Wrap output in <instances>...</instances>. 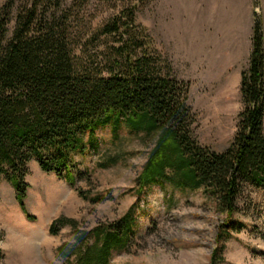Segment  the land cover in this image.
Segmentation results:
<instances>
[{
    "label": "rangeland",
    "instance_id": "obj_1",
    "mask_svg": "<svg viewBox=\"0 0 264 264\" xmlns=\"http://www.w3.org/2000/svg\"><path fill=\"white\" fill-rule=\"evenodd\" d=\"M33 1H15L8 37L18 8L24 2L30 8ZM71 1L62 0L60 11L67 7L73 18V55L81 65L109 76L120 39L136 41L134 57L147 55L161 75L188 84L196 141L218 154L230 147L244 109L241 73L251 55L243 30L237 37L200 30L197 0H148L144 5L90 0L82 8L70 7ZM7 2L0 0V18ZM252 2L264 22V0ZM115 20L119 34L100 36L99 30ZM155 140L156 134L125 129L114 140L110 127L97 130L94 140L87 134L85 150L72 156L74 185L65 176L43 172L32 160L25 204L34 221L23 213L13 186L3 181L0 264H76L81 247L84 253L101 244V230L113 229L129 213L132 239L125 250L111 252L109 264H212L227 216L203 188L181 191L158 184L138 193V176ZM59 219L58 232L52 234L50 226ZM232 222L235 229L223 240L216 264H264V186L244 184Z\"/></svg>",
    "mask_w": 264,
    "mask_h": 264
},
{
    "label": "trees",
    "instance_id": "obj_2",
    "mask_svg": "<svg viewBox=\"0 0 264 264\" xmlns=\"http://www.w3.org/2000/svg\"><path fill=\"white\" fill-rule=\"evenodd\" d=\"M15 1L7 2L0 18V185L7 181L13 186L23 213L34 221L25 204L32 160L43 172L65 176L74 185L72 156L85 150L87 134L94 140L96 131L104 127H110L114 140L124 129L156 134L155 145L138 176V193L158 184L181 191L203 188L227 216L212 255V264H216L223 240L235 229L232 219L244 184L264 186L262 17L255 13L249 67L241 73L244 109L239 114L238 129L230 147L218 154L194 138L188 84L161 75L151 57H134L136 41L120 36L121 45L105 77L81 65L73 55L75 37L70 27L74 21L67 7L60 11L62 0H34L30 8L24 2L8 37ZM89 1L72 0L70 7L82 8ZM120 28L115 20L99 33L119 34ZM132 220L129 213L113 229H102L101 244L87 247L84 253L79 246L76 264H109L111 252L125 250L130 243ZM59 221L51 224L52 234L58 232Z\"/></svg>",
    "mask_w": 264,
    "mask_h": 264
},
{
    "label": "crops",
    "instance_id": "obj_3",
    "mask_svg": "<svg viewBox=\"0 0 264 264\" xmlns=\"http://www.w3.org/2000/svg\"><path fill=\"white\" fill-rule=\"evenodd\" d=\"M198 8L195 20L200 30L217 31L216 35L237 37L240 31L248 37L252 51L251 39L253 37L255 5L252 0H197ZM264 25V22H263ZM247 42V43H248ZM247 49V47H246ZM247 51V50H246Z\"/></svg>",
    "mask_w": 264,
    "mask_h": 264
}]
</instances>
